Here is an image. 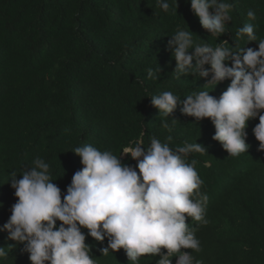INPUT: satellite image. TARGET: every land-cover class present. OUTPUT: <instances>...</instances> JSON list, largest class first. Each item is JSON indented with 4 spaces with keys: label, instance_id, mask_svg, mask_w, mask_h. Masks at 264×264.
<instances>
[{
    "label": "trees",
    "instance_id": "1",
    "mask_svg": "<svg viewBox=\"0 0 264 264\" xmlns=\"http://www.w3.org/2000/svg\"><path fill=\"white\" fill-rule=\"evenodd\" d=\"M229 2L228 31L216 39L200 26L189 0H177L176 13L163 11L156 0H0V229L16 202L9 174L15 171L19 179L36 157L50 164L63 195L82 168L71 152L75 147L91 144L119 155L142 133L145 146L151 136L162 142L171 136L173 149L184 142L206 149L191 154L189 162L198 161L208 223L186 220L201 251H183L202 264H264V151L252 133L258 118L247 121L248 151L233 157L212 139L215 129L208 119L196 122L182 115L179 105L167 118L170 130L162 128L148 97L170 91L183 100L193 91L210 90L204 86L210 77L175 78L167 43L178 27L187 26L195 42L213 46L227 40L243 47L246 40L235 32L245 23L256 24L258 39L264 38V0ZM249 9L255 21L247 18ZM150 68L157 79L148 78ZM229 83L221 82L209 94L218 98ZM120 159L135 166L126 155ZM6 237L0 230V247L15 243ZM85 243L97 264H131L123 249L101 255L106 240L101 244L87 237ZM22 247L16 245L0 264H30ZM158 258L141 257L139 264H155ZM170 259L175 264L176 257Z\"/></svg>",
    "mask_w": 264,
    "mask_h": 264
},
{
    "label": "clouds",
    "instance_id": "2",
    "mask_svg": "<svg viewBox=\"0 0 264 264\" xmlns=\"http://www.w3.org/2000/svg\"><path fill=\"white\" fill-rule=\"evenodd\" d=\"M189 2L210 36L217 39L228 31L226 22L231 21L233 9L229 0ZM156 4L165 12L172 8L176 13L178 7L177 0H156ZM246 16L256 20L252 9ZM256 29L254 23L237 29L235 37L246 40L243 47H232L227 40L214 46L201 39L197 43L187 26L176 29L167 43L176 62L175 78L210 77L204 85L210 90L193 91L183 100L170 91L149 95L151 106L162 117V128L170 130L167 118L179 105V112L196 122L208 119L215 129L212 139L236 157L250 147L247 121L258 118L252 133L258 150L264 151V38L258 39ZM249 42H256L257 48L245 47ZM147 76L157 79L151 68ZM225 80L230 83L218 98L209 94ZM171 140V136L166 142L151 136L145 146L142 133L119 155L91 144L75 147L71 152L80 158L82 168L73 174L63 195L53 182L58 177L52 178L50 164L40 157L19 173V179L17 172H11L7 182L16 202L0 230L15 243L0 247V262L16 245H23L21 251L28 254L30 264H97L91 245L85 243L91 237L101 244L107 241L99 249L101 255L123 249L131 264H139L141 257L157 256L155 264H171L172 257H176L175 264H202L183 250L201 251L195 230L186 220L208 223V196L200 191L198 161L189 162L191 154H204L206 149L188 142L173 149ZM121 154L135 161V166L123 163Z\"/></svg>",
    "mask_w": 264,
    "mask_h": 264
}]
</instances>
